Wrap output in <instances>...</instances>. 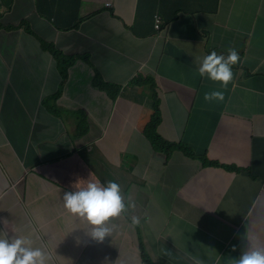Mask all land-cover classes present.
Instances as JSON below:
<instances>
[{"label": "crops", "instance_id": "crops-1", "mask_svg": "<svg viewBox=\"0 0 264 264\" xmlns=\"http://www.w3.org/2000/svg\"><path fill=\"white\" fill-rule=\"evenodd\" d=\"M74 1L76 29L58 30L36 0H14L5 12L6 24L26 19L36 37L0 30V234L30 235L49 264H76L63 249L84 243L89 224L64 209L62 181L95 179L116 181L135 203L104 239L121 264H229L264 247V0H206L194 15L172 13L161 33L150 23L160 2ZM41 39L76 58L62 87ZM229 48L240 59L221 88L197 67ZM95 70L120 87L116 95L93 85ZM140 71L153 78L150 89L129 86ZM212 90L223 99L206 101ZM155 103L164 141L239 170L205 166L180 149L156 152L144 134ZM20 177L22 203L7 189Z\"/></svg>", "mask_w": 264, "mask_h": 264}, {"label": "clouds", "instance_id": "clouds-1", "mask_svg": "<svg viewBox=\"0 0 264 264\" xmlns=\"http://www.w3.org/2000/svg\"><path fill=\"white\" fill-rule=\"evenodd\" d=\"M67 1L72 2L74 0H61L60 7L58 8L55 5L47 4L56 8L52 11V16L46 17L40 11L37 12L42 18L51 22L58 30L76 29L79 26V21L68 22V19L80 12L81 4L79 3L77 7L76 5L67 3ZM211 5L216 6V4ZM199 9L200 6L196 9L195 13ZM166 22L160 15H156L154 19L155 31L157 33L163 32L165 25H167ZM26 28L31 29V25L22 28L21 31L29 36L36 37V34L32 33V31H26ZM38 42L41 49L47 53L49 50H46L44 44H48V42L43 39ZM61 55L65 59L72 58L65 57L62 53ZM239 59V53L235 48H229L226 55L218 54L213 50L200 58L197 72L201 77L206 76L214 82H219L220 87L224 88L233 80L234 73L232 66L237 64ZM145 85L150 89L151 84L145 83ZM223 95L222 91L212 90L204 93V99L206 101L213 99L222 100ZM156 107L158 109V105H155L153 109L154 116ZM158 116L160 118L159 109ZM144 134L147 136L145 131ZM81 181L76 182L74 185L75 190L64 192L62 197L63 207L74 217L85 220L89 224V227L85 234L84 243L77 241L69 242L64 246L63 251L66 254H71L72 257L74 256L76 264H121L119 251H116L111 245L107 244L104 239L110 236L112 231L109 225L114 220L120 219L128 209L135 208V203L130 198L127 199L125 192L121 190L120 185L116 181L109 180L102 183L99 180L89 179L83 185ZM24 184H26L25 180L20 177L15 181H9L7 188L15 192L17 201L21 203L23 197L19 194L18 189ZM131 222L132 225H136L138 218L132 216ZM148 262H150V258L147 257H144V260L140 261L141 264ZM0 264H49V258L41 247L34 246L30 235L8 236L0 234ZM229 264H264V247L250 246L247 250L241 251L238 256L230 257Z\"/></svg>", "mask_w": 264, "mask_h": 264}, {"label": "trees", "instance_id": "trees-1", "mask_svg": "<svg viewBox=\"0 0 264 264\" xmlns=\"http://www.w3.org/2000/svg\"><path fill=\"white\" fill-rule=\"evenodd\" d=\"M155 2H160L161 8L157 9L155 11L154 8H151L153 10V19L150 21L152 24L154 22L155 16L160 15L163 20H167L170 15L173 13L174 19L181 18L186 15H193L196 12L197 5L200 3L201 9H204L205 4L208 3L206 0H153ZM217 1V0H213ZM10 5L5 9L4 7H0V30H16V29H22L30 25V23L26 20H15V25L11 24L8 25L6 24L3 19L5 17V12L10 11L14 0H10ZM60 2L61 0H36V6H37V11L41 12L42 15L49 17L52 16V11H54L56 8L49 6V5H55V7H60ZM67 3L76 5L78 7L79 3H76L75 1ZM49 4V5H47ZM174 10V11H173ZM169 22V21H167ZM76 26V24H75ZM153 30L154 26H152ZM44 47L48 49L51 53L54 54L56 61H57V66L60 71V76L61 80L59 85L64 86V84L68 80V75H69V68L73 65V62L76 61V58H67L65 59L60 52H58L55 47L51 44H44ZM86 63H90L89 59H83ZM142 72L138 74V77L135 78V80L131 81L130 86H146V84H153V78L148 77V78H143L142 77ZM93 85L101 90H105L109 92L111 95H116L118 91L120 90V87L111 85L107 83L103 76L102 73L98 72L95 70V78L93 79ZM155 105H158L155 103ZM160 123V118L158 116V109L157 107L155 108V116L152 118L150 123L146 126L145 132L147 133V138L150 140L153 148H158V151H165L166 153H171L176 149L182 150L185 155H187L190 158H195L196 155L193 153L191 149L188 147L182 146V145H177L174 143L166 142L164 141L160 135L157 132V127ZM195 159H199L202 161L203 165L205 166H216V167H222L230 171H235L237 172L239 170L238 167H232L229 165H221L219 162L216 161H209L206 156H200Z\"/></svg>", "mask_w": 264, "mask_h": 264}, {"label": "rangeland", "instance_id": "rangeland-1", "mask_svg": "<svg viewBox=\"0 0 264 264\" xmlns=\"http://www.w3.org/2000/svg\"><path fill=\"white\" fill-rule=\"evenodd\" d=\"M86 114H89V113L86 112ZM153 149H154L155 151H158V148H153ZM62 186H65L66 190H68V191H70V190H75L74 187L71 186V180L68 179V178H66V179H64V180L62 181ZM146 186H147V185H146ZM157 188H159V186H158V187H151V188H150V191H151L152 193H155V192L157 191ZM160 192H161V194H162L163 189H161Z\"/></svg>", "mask_w": 264, "mask_h": 264}]
</instances>
